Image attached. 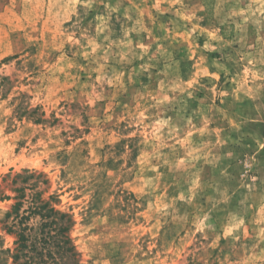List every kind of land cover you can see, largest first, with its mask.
<instances>
[{"label":"rangeland","instance_id":"1","mask_svg":"<svg viewBox=\"0 0 264 264\" xmlns=\"http://www.w3.org/2000/svg\"><path fill=\"white\" fill-rule=\"evenodd\" d=\"M71 262L264 264V0H0V264Z\"/></svg>","mask_w":264,"mask_h":264},{"label":"trees","instance_id":"2","mask_svg":"<svg viewBox=\"0 0 264 264\" xmlns=\"http://www.w3.org/2000/svg\"><path fill=\"white\" fill-rule=\"evenodd\" d=\"M72 249H73V247H69L68 251L70 252V251H72ZM73 254H74V253L71 252V253L69 254V256L71 257ZM69 264H74V262H71V263H69Z\"/></svg>","mask_w":264,"mask_h":264}]
</instances>
